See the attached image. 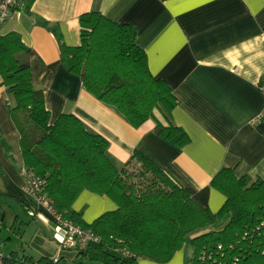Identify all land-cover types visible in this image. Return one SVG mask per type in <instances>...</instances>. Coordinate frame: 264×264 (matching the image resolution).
<instances>
[{
	"label": "crops",
	"instance_id": "1",
	"mask_svg": "<svg viewBox=\"0 0 264 264\" xmlns=\"http://www.w3.org/2000/svg\"><path fill=\"white\" fill-rule=\"evenodd\" d=\"M28 11L11 12L0 35L16 32L33 51L30 72L34 87L43 91L49 123L62 113L74 114L88 130L107 139L106 153L117 168L138 151L212 212L225 200L210 184L221 168H231L236 177L264 178V121L252 123L264 107L259 88L264 0H33ZM84 12H100L137 29L135 42L146 54L148 70L165 80L177 99L170 122L187 133V144L178 147L159 136L154 119L130 126L114 108L89 94L77 75L66 71L60 43L79 44V15ZM36 17L56 25L61 40L37 24ZM1 81L0 76V199L24 209L19 132L9 111L14 100ZM154 116L168 124L158 110ZM116 207L108 196L88 190L71 206L86 223ZM185 247L167 262H138L192 264Z\"/></svg>",
	"mask_w": 264,
	"mask_h": 264
},
{
	"label": "trees",
	"instance_id": "2",
	"mask_svg": "<svg viewBox=\"0 0 264 264\" xmlns=\"http://www.w3.org/2000/svg\"><path fill=\"white\" fill-rule=\"evenodd\" d=\"M32 2L27 0L26 11ZM36 23L61 40L56 25L40 17ZM79 26L77 46L60 43L66 71L77 75L89 94L114 108L130 126L154 119L159 136L178 147L187 144V133L170 122L177 99L170 85L148 70L146 54L135 42L137 29L100 12L80 14ZM32 54L18 33L0 35L1 85L14 100L9 111L19 132L22 167L44 178V192L57 214L91 229L97 238L83 250H74L78 256L98 264H139V258L163 263L189 244L192 264H205L199 258L203 250L226 264L234 257L235 264H264V231H256L264 221V178L236 177L231 168H221L210 184L225 200L212 212L138 151L117 168L106 153L107 139L88 130L74 114L62 113L49 123L43 91L33 85L28 60ZM155 110L167 125L155 118ZM83 190L108 196L117 207L86 223L71 208ZM216 244L223 249L215 251ZM10 255L15 264L54 261Z\"/></svg>",
	"mask_w": 264,
	"mask_h": 264
},
{
	"label": "built area",
	"instance_id": "3",
	"mask_svg": "<svg viewBox=\"0 0 264 264\" xmlns=\"http://www.w3.org/2000/svg\"><path fill=\"white\" fill-rule=\"evenodd\" d=\"M26 2L27 0H0V27L11 12L23 10L26 6ZM259 88L262 94H264V72H262L260 76ZM256 121H264V107H262L260 113L252 123ZM21 173L24 176L22 192L29 199V201H27L26 212L32 218H38L43 223L52 225L53 240L63 248L77 251L83 250L90 242L97 241L91 229L84 228L65 219L54 211L44 192V178L35 175L31 169L25 167L21 168ZM260 228L264 231V221L256 226V231H260ZM214 249L215 251H221L223 249L222 244H216ZM199 258L201 262L205 264H226L218 261L213 253L207 250H203ZM237 261L238 258L234 257L230 264H235ZM0 264L15 263L12 261V256L10 254L0 253Z\"/></svg>",
	"mask_w": 264,
	"mask_h": 264
},
{
	"label": "rangeland",
	"instance_id": "4",
	"mask_svg": "<svg viewBox=\"0 0 264 264\" xmlns=\"http://www.w3.org/2000/svg\"><path fill=\"white\" fill-rule=\"evenodd\" d=\"M185 248L187 255L191 257V246L186 244ZM12 252L19 258L26 255L34 261L43 256L50 257L54 259L53 264H98L78 256L74 250L63 248L53 240L51 224L30 217L14 201L0 199V253Z\"/></svg>",
	"mask_w": 264,
	"mask_h": 264
}]
</instances>
